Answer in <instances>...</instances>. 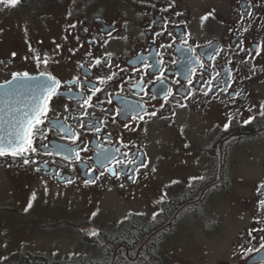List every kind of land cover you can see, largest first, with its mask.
<instances>
[{"label":"flooded vegetation","instance_id":"flooded-vegetation-1","mask_svg":"<svg viewBox=\"0 0 264 264\" xmlns=\"http://www.w3.org/2000/svg\"><path fill=\"white\" fill-rule=\"evenodd\" d=\"M170 2L21 0L15 7L0 2V59L8 62L0 65V85H4L0 87V138L6 140L12 130L10 112H22L31 96L38 94L18 83L13 85L16 92H10L5 81L13 71L38 77L47 70L60 79L61 95L53 97L47 115L53 121L60 117L80 133L72 145L64 133L52 128L42 141L47 150L39 148L40 140L35 142L38 154L31 159L36 164L0 157V212L17 211L29 236L23 249L0 264H261L264 260V217L258 206L264 194L257 193L258 185L264 183V117L258 115L264 102V0H253L259 6L251 9V18L244 19L249 0H175L173 8L162 11ZM208 12L214 18L201 26V17ZM164 18L171 22V37L156 35ZM112 27L115 39L106 35ZM93 37L98 38L96 42ZM238 41L252 55L228 47ZM29 43L41 58L48 54L47 69L36 67ZM56 44L61 45L59 50ZM258 45L261 53L255 56ZM221 47L224 52L212 59L210 48ZM69 49L76 51L73 54ZM88 51L92 57L112 53L111 72L116 73L106 86L98 85L103 91L93 97L95 107L87 108L94 113L91 117L82 116L84 110L69 99L81 89L87 97L88 88L73 85L69 92L63 83L74 76L85 79L78 63L88 67ZM95 75H100L96 68L87 71L98 83ZM209 80L212 90L206 97L199 90L207 89ZM161 88L180 95L170 97L161 108L164 92L150 99ZM189 89L195 93L192 100H183ZM237 92L241 94L236 96ZM177 100L187 107H180ZM138 104L157 115L133 120L136 112L116 114L118 109ZM251 105L255 107L249 112ZM238 109L242 115L225 131L228 115ZM139 115L144 113L139 111ZM249 116L256 119L244 124ZM85 121H104L102 131L81 128ZM108 133L110 140L105 139ZM81 143L88 150L76 161L70 149ZM117 146L129 153L128 159L147 164L139 170L136 183L123 175L117 180L105 171L95 184L85 186L84 179L91 178L85 176L89 169L94 175L107 167L121 169L123 165L115 161L102 167L101 151ZM64 156H71L72 163ZM166 160L169 168L161 169V161ZM174 180L178 183L172 184ZM33 192L36 199L25 212ZM93 212H97L95 217ZM92 231L98 235L91 236ZM39 239L55 246L38 244ZM52 247L56 249H47Z\"/></svg>","mask_w":264,"mask_h":264},{"label":"snow or ice","instance_id":"snow-or-ice-1","mask_svg":"<svg viewBox=\"0 0 264 264\" xmlns=\"http://www.w3.org/2000/svg\"><path fill=\"white\" fill-rule=\"evenodd\" d=\"M0 2L4 3L6 7H15L18 4L21 3V0H0ZM175 6V0H171V2L167 5L166 8L162 9V11L167 12L170 8H173ZM259 6L258 3H253V0H249V11H247L246 14H242L241 18L244 19L245 16L247 18H251L254 13L251 11L252 8ZM152 7H155L153 4ZM214 11V10H213ZM71 15V13H69ZM177 16L182 15V13L177 12ZM210 17H213V12H208L204 16L201 17V26H203L204 22L209 20ZM214 18V17H213ZM156 21L153 20L152 24H155ZM171 22L167 20V18H164L162 24H161V31L156 33L157 36H162L165 33H167L168 36H172V32L168 30V25ZM70 28H75V24H70ZM84 31H87V29H84ZM116 31L115 27H112L110 31L106 33L107 36L115 39L116 37L112 36V33ZM231 31V29H229ZM242 31L247 32V28H243ZM25 33H27V29H25ZM64 39H67V36L64 37ZM79 39V37H77ZM98 38L93 37V42H96ZM27 43V41H26ZM42 43V41H41ZM55 43V41H53ZM108 43L107 40L104 41V44L106 45ZM185 44H187V41H184ZM211 43V42H210ZM242 41H238L236 45H228V47H236L237 49L241 51H247L249 55L251 54L250 50H246L242 48ZM168 47H171V45H168ZM61 48L60 44H56V49L59 50ZM29 52L33 53V59L35 61L36 67L40 68L41 66H44L45 69H47V66L49 64L48 54L44 53V57L41 58V55L37 49L32 48L31 44H28ZM70 52L74 54L76 50L69 49ZM224 52V49L221 47L219 50L210 48L209 55L212 59H215L216 56L221 55ZM261 53V46L258 45L257 50L255 52V56H259ZM57 54H59L57 52ZM16 53L13 52L11 54L12 58L16 57ZM255 56L252 58L254 59ZM87 57V64L88 67L85 68V65L82 63H78V67L83 70L85 79L82 81L80 76H74L72 79L64 81V85L67 87V90L69 92L72 91V86H83L87 87L90 95L87 97L84 96L83 90L81 89L79 91V94L75 97H69V99H75L77 104L79 105L80 109H83L84 111L81 113L82 116L91 117L94 115V113H89L87 111V108L95 107V105L92 103L93 97L96 96V93H99L103 91V89L98 85H107L108 81H111L113 77L116 75V73L111 72V69L113 67L111 63V57L112 53H105L104 56L101 57H92L91 51H88L86 53ZM25 60L28 59V57H24ZM198 59V58H197ZM242 63H249V61H241ZM7 63L5 60L0 59V65L7 66ZM55 63H59V61H55ZM227 63L231 64L232 61L229 60ZM203 67V65H201ZM118 67V66H117ZM144 67H151L150 65L145 64ZM212 67H216V65H212ZM92 68H96L97 72L100 73V75H95V81L98 83H94L91 78L87 76V71H89ZM107 69V72L105 71ZM121 72H123V69H120ZM138 73L140 72V69H135ZM231 73V69L229 70ZM111 73V74H109ZM217 76H219V73H217ZM14 83H18L21 87L27 86L29 89L32 90L34 94L31 96V103L27 104L25 110L22 112L17 109L15 112H10L11 119L9 121V124L11 126V131L8 133V138L4 140L3 138H0V157H7L11 156L13 159L20 158L22 159L23 165H30V164H36L37 161L31 159L32 154H38V148L35 146V142L37 140H40L41 143L39 145V148L41 149H48V145L42 143L43 140L47 139V133L52 129L56 128L60 132L64 133V138L69 139L72 142V145H76L77 141L80 138V133L73 132V130L67 126L65 123L61 122L60 117H56L55 121L52 120L51 117H49L47 114L51 110L49 107L50 102L53 100V97H59L61 95L60 89L62 85V81L58 79L56 76L52 75L49 71H40L37 76L31 75L28 71H13L11 73V79L5 81V84L9 86L10 92L15 93L16 89L13 87ZM163 83V81H161ZM204 83V82H202ZM209 87L205 89L204 87L200 88V92L203 94V96H208L209 92L212 90V82L211 80L207 81ZM227 83V82H224ZM188 84H192V80H188ZM4 85H0V87H3ZM230 87V85H229ZM143 91V89H141ZM226 91V89H224ZM164 92V95L162 97L163 103L160 104V107L163 108L167 103H169V98H175V96H179V92H173L171 88H168L167 90L161 88L157 90V93L150 97V99H155L156 96L159 95V93ZM147 95V93H145ZM194 91L192 89H189L185 92L182 99L183 100H189L191 101L194 96ZM241 93L237 92L235 93L236 96H239ZM100 103H103L102 101H99ZM108 103H111V99L109 98ZM180 107H187L186 104L180 103L179 100L176 101ZM255 107V105L249 106L248 111L251 112L252 109ZM260 111L258 113L259 116L264 117V102H261L259 105ZM142 111L144 115H139V111ZM128 112H136V115L132 117L133 120H144L145 117H154L157 115L156 111H147L143 104L138 105H130L127 109H118L117 115L121 114L124 111ZM64 111H68L67 105L64 106ZM242 115V112L238 109L236 113H230L227 118V122L223 125V129L227 131L231 125L232 120L237 116ZM255 116H249L247 119L243 120L244 124H249L253 120H255ZM47 122V123H46ZM114 122V120H113ZM104 124V121H100L99 123L95 121H85L83 123H80V127L84 128L85 126L88 127L89 130L100 133L102 131V125ZM124 127L128 129L129 131H135V128L130 127L128 124H124ZM112 134L108 133L105 139L110 140ZM118 143H123V141H118ZM187 147V145H185ZM127 147V145H125ZM71 152L74 153V158L76 161H81L80 153L82 151H87V146L81 143L78 147H72ZM59 150L57 151V155L60 154ZM45 155H52L51 151H45ZM120 157H123V160L120 159ZM129 153L128 152H121L120 147H115L113 150L112 148H108L106 150L101 151V159H102V167L104 163L111 164L113 161L116 163H120L123 166L118 171L115 168L107 167L104 171H101L99 175H94V170L89 169L85 172V176H91L89 179H84L83 183L85 186L95 184L97 180L100 179V177L105 175V171L110 174V176L115 177L117 180L120 179V177L126 176L128 180H130L132 183H136L138 179V173L141 168H146L147 164L143 163L141 161L139 164L136 163V158L128 159ZM65 160L69 161V164L72 163V157L71 156H64ZM128 165H135V167H127ZM11 166V165H9ZM35 171L39 172V168H35ZM156 169L153 167L152 172H155ZM58 174V173H57ZM193 180L195 179H202L198 177L191 178ZM67 184L73 183L72 180H67ZM172 184L178 183V181H172ZM121 187H124L122 184ZM47 188L45 187V193H47ZM257 193L258 194H264V183H261L257 187ZM36 199V193L33 192L31 195V198L29 199L27 206L25 207L24 211L27 212L29 209L33 206V201ZM258 206L260 209V216L264 217V199L258 200ZM97 215V212H93L92 216L95 217ZM155 213L153 214V218H155ZM257 223L260 221L257 220ZM255 231V229H253ZM91 236H96L98 233L96 231H92L89 233ZM251 235V233H249ZM6 246V245H5ZM262 248H264V245H261ZM261 264H264V260L261 261Z\"/></svg>","mask_w":264,"mask_h":264},{"label":"rangeland","instance_id":"rangeland-1","mask_svg":"<svg viewBox=\"0 0 264 264\" xmlns=\"http://www.w3.org/2000/svg\"><path fill=\"white\" fill-rule=\"evenodd\" d=\"M4 11L5 10H3L2 13H4ZM167 162L168 160L161 161V169L169 168ZM6 213L9 214H4L3 210L0 212V261L5 259V257H11L12 254L23 249L25 244L29 241V236L27 235L26 228L23 224L22 216L17 214V211H8ZM37 243L47 247H50L51 245L55 246V243L42 239L37 240ZM47 249L56 248L52 247Z\"/></svg>","mask_w":264,"mask_h":264}]
</instances>
